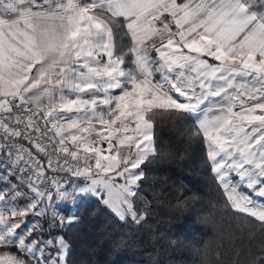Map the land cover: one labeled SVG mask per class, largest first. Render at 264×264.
Masks as SVG:
<instances>
[{
  "label": "snow or ice",
  "instance_id": "1",
  "mask_svg": "<svg viewBox=\"0 0 264 264\" xmlns=\"http://www.w3.org/2000/svg\"><path fill=\"white\" fill-rule=\"evenodd\" d=\"M185 117L264 264V0H0V264H69L28 219L53 201L49 228L87 195L144 221L158 119Z\"/></svg>",
  "mask_w": 264,
  "mask_h": 264
},
{
  "label": "trees",
  "instance_id": "2",
  "mask_svg": "<svg viewBox=\"0 0 264 264\" xmlns=\"http://www.w3.org/2000/svg\"><path fill=\"white\" fill-rule=\"evenodd\" d=\"M192 123L186 117L158 119V153L143 166L140 185L146 201H136L137 210L146 212L141 223L121 221L92 195L71 209L60 205L64 215L76 217L72 223L56 221L49 228V219H42L45 237L63 236L71 245L69 264H199L194 248L205 246L213 264H249L260 239L259 231L249 238L250 225L258 222L228 204L204 145L186 134Z\"/></svg>",
  "mask_w": 264,
  "mask_h": 264
},
{
  "label": "rangeland",
  "instance_id": "3",
  "mask_svg": "<svg viewBox=\"0 0 264 264\" xmlns=\"http://www.w3.org/2000/svg\"><path fill=\"white\" fill-rule=\"evenodd\" d=\"M20 203L23 204L24 201H20ZM46 203H47V201H46ZM55 208H56V203L53 201L52 202V209H55ZM52 209L49 210V213H48V216H47V218L49 219L50 222H51V211H52ZM28 219L29 220H32V219L40 220V222H41L43 218L42 217L33 218V217L29 216ZM45 238H48V237H45Z\"/></svg>",
  "mask_w": 264,
  "mask_h": 264
},
{
  "label": "crops",
  "instance_id": "4",
  "mask_svg": "<svg viewBox=\"0 0 264 264\" xmlns=\"http://www.w3.org/2000/svg\"><path fill=\"white\" fill-rule=\"evenodd\" d=\"M222 191H223V189H222ZM224 193V192H223ZM111 210V209H110Z\"/></svg>",
  "mask_w": 264,
  "mask_h": 264
},
{
  "label": "built area",
  "instance_id": "5",
  "mask_svg": "<svg viewBox=\"0 0 264 264\" xmlns=\"http://www.w3.org/2000/svg\"><path fill=\"white\" fill-rule=\"evenodd\" d=\"M61 175H63V174H61Z\"/></svg>",
  "mask_w": 264,
  "mask_h": 264
}]
</instances>
